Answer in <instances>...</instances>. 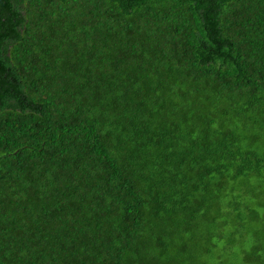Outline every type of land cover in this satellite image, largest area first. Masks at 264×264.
Segmentation results:
<instances>
[{"label": "trees", "instance_id": "16d2710c", "mask_svg": "<svg viewBox=\"0 0 264 264\" xmlns=\"http://www.w3.org/2000/svg\"><path fill=\"white\" fill-rule=\"evenodd\" d=\"M0 264H264V0H0Z\"/></svg>", "mask_w": 264, "mask_h": 264}]
</instances>
